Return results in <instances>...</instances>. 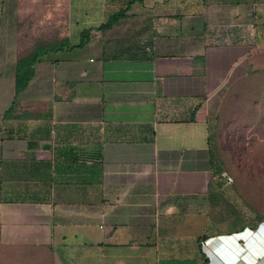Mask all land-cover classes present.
<instances>
[{
	"label": "crops",
	"instance_id": "crops-1",
	"mask_svg": "<svg viewBox=\"0 0 264 264\" xmlns=\"http://www.w3.org/2000/svg\"><path fill=\"white\" fill-rule=\"evenodd\" d=\"M245 90L264 128V0H0V264H264L214 141Z\"/></svg>",
	"mask_w": 264,
	"mask_h": 264
},
{
	"label": "rangeland",
	"instance_id": "rangeland-1",
	"mask_svg": "<svg viewBox=\"0 0 264 264\" xmlns=\"http://www.w3.org/2000/svg\"><path fill=\"white\" fill-rule=\"evenodd\" d=\"M252 104V90L228 96L219 112L214 141L223 166L245 200L264 213V128L249 125L253 113L246 108Z\"/></svg>",
	"mask_w": 264,
	"mask_h": 264
},
{
	"label": "trees",
	"instance_id": "trees-1",
	"mask_svg": "<svg viewBox=\"0 0 264 264\" xmlns=\"http://www.w3.org/2000/svg\"><path fill=\"white\" fill-rule=\"evenodd\" d=\"M32 60H21L17 65V75H16V90L20 92L23 90L30 82L32 78L31 72Z\"/></svg>",
	"mask_w": 264,
	"mask_h": 264
},
{
	"label": "built area",
	"instance_id": "built-area-1",
	"mask_svg": "<svg viewBox=\"0 0 264 264\" xmlns=\"http://www.w3.org/2000/svg\"><path fill=\"white\" fill-rule=\"evenodd\" d=\"M228 182L233 183V179L231 177H229Z\"/></svg>",
	"mask_w": 264,
	"mask_h": 264
}]
</instances>
